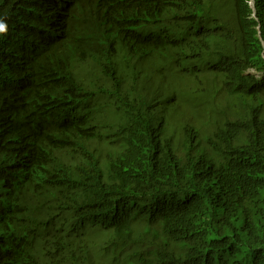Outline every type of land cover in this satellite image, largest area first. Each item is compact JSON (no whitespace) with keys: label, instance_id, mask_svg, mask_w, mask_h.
<instances>
[{"label":"trees","instance_id":"trees-1","mask_svg":"<svg viewBox=\"0 0 264 264\" xmlns=\"http://www.w3.org/2000/svg\"><path fill=\"white\" fill-rule=\"evenodd\" d=\"M0 264H264V0H0Z\"/></svg>","mask_w":264,"mask_h":264},{"label":"clouds","instance_id":"clouds-1","mask_svg":"<svg viewBox=\"0 0 264 264\" xmlns=\"http://www.w3.org/2000/svg\"><path fill=\"white\" fill-rule=\"evenodd\" d=\"M249 4L251 5V6H253V0H249ZM4 31V29L2 28V27H0V32H3Z\"/></svg>","mask_w":264,"mask_h":264}]
</instances>
